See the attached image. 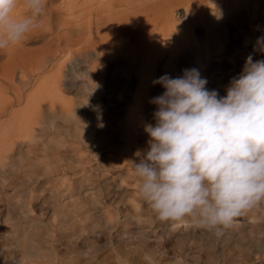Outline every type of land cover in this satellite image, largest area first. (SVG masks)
Returning a JSON list of instances; mask_svg holds the SVG:
<instances>
[{
    "label": "rangeland",
    "instance_id": "1",
    "mask_svg": "<svg viewBox=\"0 0 264 264\" xmlns=\"http://www.w3.org/2000/svg\"><path fill=\"white\" fill-rule=\"evenodd\" d=\"M92 1L90 0V2ZM127 1L101 0L99 4L94 1L95 3L88 5V9L91 10L93 7L94 11L90 12V16L94 15V17H101L102 20H105L108 14L98 13L100 8L116 7L114 10L117 12L122 8V3L125 4L124 2ZM130 1H132L134 23L140 21L139 17L144 15L146 24L147 21L149 23L150 31L157 29L154 33L162 32L157 33L160 36H151V41L154 44L163 45L164 42H167L168 44H164L169 48L171 45L168 41L172 37L168 38L170 37L168 34L173 35L174 32L172 29L167 31V27L164 25L180 27L181 31H177L180 37L177 36V38H181V41L185 40L188 44L177 39L179 46L186 52L183 56L181 55L182 58H179L178 61L187 60L186 69L192 68L190 67L191 63L196 64L195 59H201L205 55L206 48L214 53L213 62L222 64H216L211 69H207L205 74L211 75V79L207 78V86L218 91L221 97L226 95V88L231 79L239 76L242 72L245 60L249 55H252L253 61L264 59V52L258 50L264 46V39H261L264 38V0H210L209 4L205 3L203 8L197 11L193 23L198 28L193 34L191 32L189 34L188 31L191 21L188 19L186 10L187 7L194 6L193 0ZM58 2L59 0H53L52 4L55 5ZM87 4L84 8L85 16L88 15ZM158 27H163V31H166L163 32ZM179 31L185 36H181ZM154 33L150 32L151 35ZM42 38L46 37L35 35L32 38L31 35L28 40H24L23 45L26 49H38L43 44L44 39ZM151 46V50L147 51L148 54L145 55V52L141 53L134 44V47L131 48L130 63L123 68L121 55L116 57V61L114 59L107 61L108 71L113 72L115 77L131 75L132 83L125 86L111 85V77H104L105 88L101 92L103 99L100 102V109L91 102H88L86 106H79L81 110L78 109V112L82 114L81 116L89 119V123L87 120L85 122L87 123L86 128L91 122L95 125V130L89 134L91 142L80 144L81 153L88 160L87 164H83L85 170L71 165L67 169L68 171L62 175L68 179L67 182L59 181L57 177L61 176H56L53 173L38 174L36 181L23 185L20 193L13 199L0 201V264H64L65 261L66 264H264V201L237 217L231 227L223 229L219 233L198 227L189 220L193 224L189 230L172 233L173 227L177 224L173 221H161L156 216L151 207L141 199L138 192V180L130 178L129 185L117 186L118 174L121 171L114 167L111 161L107 162V155L110 154L109 150L112 151L111 147L114 149V156H118L120 152H126L124 133L118 127V121L128 115L135 120L137 130H132V134L139 144L133 145L132 148L135 154L139 153L141 156L148 149L147 141L149 140L144 126L155 124L153 113L157 107L142 114H129L139 104H136L134 100L136 94H145L149 100L161 95L159 87L153 91L148 89L146 92L136 88L138 76L151 75L153 73L152 63L159 57V49H156L153 44ZM82 47L80 56H83L85 51L84 43ZM50 48L52 49L51 45ZM69 48L75 50L76 45H69ZM188 51L191 53H187ZM46 55L49 54L46 53ZM77 58L79 57H74V59ZM162 59L163 57L160 58L161 67L166 72L174 70L183 75L184 68L175 63L166 62V58ZM97 62L98 58L93 52L80 64L81 69L85 67L82 71L86 70L89 75V68ZM49 73L39 74L38 77L41 76L39 80L45 78ZM157 74L161 75L162 73L159 71ZM27 88L24 97L34 91V88L29 89V85ZM90 90L93 89L88 85L87 79L84 76L78 77V83L75 86L63 85L56 99L58 100L59 94H61L62 100L66 103L67 101L77 102ZM118 100L122 102L119 104ZM58 103L56 102L52 106L56 112V119L52 123L53 128L46 129V133L39 136L41 138L38 140V148L35 153L30 154L32 156H27L26 150L22 151L21 163L27 166L36 163L38 171L41 172L45 164V158L42 157L43 150L51 146V137H55V143H64V145H59V150L64 151L66 155L71 154L68 146L72 144V139L76 138L61 135L55 130L56 126L67 125V121L61 118ZM44 104L47 105L43 108L45 111L47 108H52L51 104L47 102ZM73 105L75 106L72 104L70 107L77 109ZM24 106L25 101L23 100L19 108L22 109ZM99 111H101L100 114H98ZM136 121L142 122L141 125ZM100 137L104 144L95 146V141ZM143 137L147 139L143 140ZM43 138L49 139V142L47 144L40 142ZM74 143L77 145L79 142L75 141ZM108 143L109 145H107ZM52 146L56 147L54 143ZM103 158H105V162H103ZM67 163L65 162L64 165ZM130 168H132L133 174V164L130 165ZM88 170L92 173L93 178L92 176L88 177ZM107 170H110L109 173H104ZM25 176L23 174L21 177L23 181ZM30 176L26 177V181ZM84 176H87L88 180H94L95 177L93 185H90L88 189H86V185H83L82 189H86L90 193V197H96L97 201H93L94 204L91 198L79 201L81 207L76 208L71 201L75 199L76 195L72 197H68V195L70 190L78 194L79 191L76 188L78 185L80 186ZM102 178H108V181L104 179L107 182L101 185L99 183L104 182ZM68 191L69 193H67ZM7 192H10L9 188H7ZM57 193H59V196L57 195L59 200H55ZM135 201L139 206L137 217ZM14 204H20V206L14 207ZM83 214L87 220L82 218L81 223L85 227L80 230L78 218ZM139 219L143 221L142 229L134 231L139 226ZM22 221L25 224V221H34L43 227L41 238L32 234L33 240L39 243L34 245L43 249L44 254L41 258L22 259L24 247L21 246L20 239L22 238L21 233L26 232L22 227ZM39 239L41 240L39 241ZM73 244L78 246L76 251L68 250L74 246Z\"/></svg>",
    "mask_w": 264,
    "mask_h": 264
},
{
    "label": "bare ground",
    "instance_id": "2",
    "mask_svg": "<svg viewBox=\"0 0 264 264\" xmlns=\"http://www.w3.org/2000/svg\"><path fill=\"white\" fill-rule=\"evenodd\" d=\"M52 1L53 0H46L44 13L37 19L36 27L26 39L28 40L31 35L32 38L35 37V35L46 37L42 38L44 40L40 48L30 50L26 49L23 43H20L9 47L6 50H0V201L13 199L18 193H20L23 185H26L27 182H35L38 174L46 175L53 173L56 174V176H61L59 178L57 177L59 181L67 182L68 179L64 178L62 175L68 171L67 169L70 168L71 165L75 168L81 167V170H85L83 164H87L88 160L82 155L80 144L84 145V143L91 142L89 134H92L91 132L95 130V125L91 122L86 128L85 125H87V123L85 122L87 120L89 123V119L81 116L82 114L78 112V109L81 110L79 106H86L88 102H91L100 109V102L103 99L101 92L105 88L103 82L104 77H111V85L119 84L123 86L130 85L133 79L131 75L115 77L113 72L107 70V61H112L113 59L116 61L121 55L123 68V66L130 63L132 56L131 48L134 47V44L141 53L145 52V55L148 54L147 51L151 50L150 46L153 44L156 49H159V57L153 61L151 66L153 68V73L151 75H139L136 82V88L137 90L146 92L148 89L153 91L159 87L160 94L164 92V88L159 84L154 85V80L164 74H168L172 78L181 76L174 70L166 72V70L161 67L162 61L160 62V58H166V62L171 64L175 63L184 69L188 66L186 63L187 60L182 62L178 61L179 58H182L186 53L177 42V39L181 41V38H177V36L180 37L177 32L180 30V27L168 26L165 23L166 25L164 26L167 27H165L166 30L168 31V29H172L174 32L173 35L168 34V36H170L168 38L172 37L170 41H168L171 46H169V48L168 45L165 47V44H168L167 42H164L165 44L163 43V45L161 44L162 47L160 44L157 45L156 42V44H154L151 41L152 37L157 35V33L159 34L162 32L158 31L154 33L157 29H151L154 33V35H151L152 33L150 34L151 31L148 28L149 23L147 21L146 24V18L144 15L139 17V19H141L140 21L134 23V16L131 9L132 1L130 0H126L127 2H124L125 4L122 3V8L120 10L117 9V12L114 10L116 7H111V2H113V0L110 2L111 8L106 9L99 7L100 9L98 11L100 12L98 13L103 12L102 15L108 14L105 20H102L101 17H94V15L91 17L90 12L92 13L93 7H91V10L88 9V5L90 6L96 1L99 4L101 0H93L92 2H90V0H59L58 4L55 5L52 4ZM193 2L195 3L194 6L187 7L186 9L188 19L191 21V24L188 25L189 34H193L198 28L196 24L193 23L196 19L195 16L197 11L202 9L205 3L209 4L210 0H193ZM86 3H88L86 7L88 15L85 16L84 12L86 13V11H84V8ZM26 12L27 10L21 2L16 9V14L22 16L26 14ZM158 29H162L163 31L164 28L158 27ZM180 35L185 36L182 32H180ZM182 41L185 42V40ZM150 42H152V44H150ZM83 43L85 51L83 56H80L82 54ZM73 44L76 45L75 50L69 48V45ZM184 44H186V42ZM50 45L52 46V49L50 48ZM93 52H95L98 62L89 68L88 75L86 70L82 71L85 67L81 69L80 64ZM204 52L205 55L201 59H195L196 64L191 63V66H189L199 69L202 78L209 79L211 75L205 74V71L211 69L216 64L220 65L222 63L213 62L214 53L209 49L206 48ZM46 53L49 55H46ZM187 53H191V51H188ZM74 57L79 58L74 59ZM159 71L162 73L161 75L157 74ZM45 72L50 73L46 75L45 78L43 77L42 80L40 79V81L39 78L41 76L38 77L39 74H45ZM82 76L87 79L88 85L93 90L87 91L88 94L83 96L81 100L77 102L67 101L66 103V101L62 100L61 94H59L61 98L59 97L58 100L56 99L57 94L63 85H68L69 87L75 86L76 83H78V77ZM28 85L29 89L34 88V91L24 97ZM207 85L206 87L208 90H214ZM54 98L57 101H55ZM23 100L25 101V106L20 109L19 105ZM134 100L136 104H139L135 109L130 111L129 114L131 115L138 113L142 114L157 107L149 102L150 100L145 94H136ZM46 102L51 104L50 107L54 106L56 102H59L58 110H60L61 118L67 121L66 126H56L55 130L61 135L76 138L72 139V144H69L68 146L70 147L69 150L71 154L66 155L64 154V151L59 150V147L64 145V143H55V137H51V146L48 149L44 148L43 150L42 157L45 158V164L43 171L41 172L38 171L39 168L36 163L27 166L26 164H22L21 160L22 151L26 150V155L32 156L30 154H34L38 148V140L41 138L39 136L45 134L46 129L53 128L52 123L56 119V112L53 110V107L47 108L46 112L45 109H43L47 106L44 104ZM117 102L120 104L122 101L118 100ZM72 104H75L77 109L70 107ZM100 113L101 111L98 112V114ZM134 122L135 120L130 118L129 115L118 121V127L124 133L123 138L125 140L126 152H120L118 156H114V149L112 147V151H108L110 154L107 155V162L111 161L112 165L121 171V173L118 174L117 186H122L123 184L129 185L130 183H128V180H130V178L137 180L135 174H132V168H130V165L133 164V162H137V159L141 157L140 154H135L132 148L133 145L137 146L139 144L132 134V130H137ZM137 123L141 125L142 122ZM145 139L147 138L143 137V140ZM75 141H78L79 143L75 145ZM40 142L47 144L49 139L43 138ZM53 143L56 145L55 148L52 146ZM97 144L101 146L104 144L102 137L95 141L94 145L96 146ZM107 145H109V143ZM111 145L114 146L113 143H111ZM65 162L68 163L64 165ZM103 162H105V158H103ZM109 171L110 170H107L104 173H109ZM87 173L89 174L88 177L92 176L93 178L90 170H88ZM23 174L26 175L24 181L21 179ZM28 175L31 176L26 181ZM88 177L84 176L81 180L80 186H77L76 189L79 191L78 194H75L73 190H70V194L68 195V197L76 195L79 199L78 200L75 197V199L71 200L76 208L81 207L79 201L90 200V198L93 204V201H97V198L90 197V193L86 190L90 185L95 183V177L94 180H88ZM102 179L104 181V179L107 180L108 178ZM84 181L86 182L83 183ZM107 181H101L99 184L102 185V183H106ZM83 185H86L87 188L82 189ZM7 188L10 190L9 193L7 192ZM67 193H69V191ZM82 193L84 194V197ZM57 195L59 196V193L55 195V200H59ZM16 206H20V204H14V207ZM135 208V210H137V213L135 214L137 217L139 215L137 201H135ZM84 216L85 214L78 218V227L80 230H83L85 227V225L81 223L82 218L87 220ZM25 222L26 224L24 222L22 223V227L26 232L21 233L22 238L20 239V244L24 247L22 251V259L25 260L32 257L41 258L44 254L43 249L34 245L39 243L33 240L32 234L41 238V229L43 227L39 226L41 224L34 221ZM142 222L143 221L139 219V226L134 231L142 229ZM181 222L182 225H180ZM174 223L177 225L173 227L172 230L174 231H172V233H182L183 231L189 230L193 225L188 220ZM40 240L41 239H39V241ZM71 243H69L70 246ZM74 244L76 243L74 242ZM76 248H78V246L74 245L68 250L76 251ZM64 264H66V261Z\"/></svg>",
    "mask_w": 264,
    "mask_h": 264
},
{
    "label": "clouds",
    "instance_id": "3",
    "mask_svg": "<svg viewBox=\"0 0 264 264\" xmlns=\"http://www.w3.org/2000/svg\"><path fill=\"white\" fill-rule=\"evenodd\" d=\"M21 2L27 12L18 16ZM45 8L46 0H0V50L23 43ZM207 83L197 68L153 81L164 92L149 101L155 124L144 126L148 149L133 166L161 221L219 233L264 201V59L249 55L223 97Z\"/></svg>",
    "mask_w": 264,
    "mask_h": 264
}]
</instances>
